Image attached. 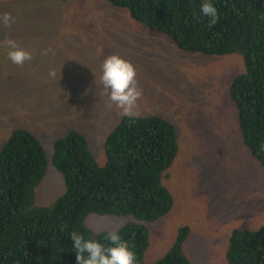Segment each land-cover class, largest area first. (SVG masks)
Wrapping results in <instances>:
<instances>
[{"label":"rangeland","instance_id":"374dc122","mask_svg":"<svg viewBox=\"0 0 264 264\" xmlns=\"http://www.w3.org/2000/svg\"><path fill=\"white\" fill-rule=\"evenodd\" d=\"M3 12L14 20L0 24V149L16 128L41 140L48 164L36 205L52 206L65 192L52 162L57 138L83 132L98 163H106L104 141L122 115L104 91L100 68L105 57L119 54L137 68L138 113L169 120L179 137L178 154L162 177L173 206L144 222L150 236L144 261L165 256L187 226L183 251L191 264H229L233 229L264 224V166L243 142L229 95L244 59L185 51L109 0H0ZM7 39L32 59L13 64ZM130 221L141 220L97 212L85 219L93 233L117 232Z\"/></svg>","mask_w":264,"mask_h":264},{"label":"trees","instance_id":"16d2710c","mask_svg":"<svg viewBox=\"0 0 264 264\" xmlns=\"http://www.w3.org/2000/svg\"><path fill=\"white\" fill-rule=\"evenodd\" d=\"M179 48L208 55L238 54L245 69L235 75L229 95L237 109L244 144L264 166V0H212L217 23L199 12L202 0H109ZM106 163L100 165L86 135L76 129L57 138L52 162L64 177L65 192L52 206L36 205V187L47 171L41 140L30 130L14 129L0 149V264H76L69 234L107 244L108 232L86 225L92 213L132 214L117 232L129 243L137 264H191L183 251L184 226L169 251L147 263L148 226L173 206L164 171L179 151L174 124L157 114H138L120 122L105 138ZM229 264H264V224L233 229L226 253Z\"/></svg>","mask_w":264,"mask_h":264},{"label":"clouds","instance_id":"9594fccd","mask_svg":"<svg viewBox=\"0 0 264 264\" xmlns=\"http://www.w3.org/2000/svg\"><path fill=\"white\" fill-rule=\"evenodd\" d=\"M199 12L209 18V27L217 23L219 13L212 0H202ZM13 20L11 13H0V24L9 26ZM4 44L7 58L13 64L23 65L32 59V53L18 45L16 40L7 39ZM100 72L104 91L109 101L120 110V115L128 118L137 116V102L142 96V89L137 80L136 66L119 54H111L104 58ZM69 238L76 254V264H137L134 251L119 232L106 233L104 240L107 244L97 239H86L76 231L71 232Z\"/></svg>","mask_w":264,"mask_h":264}]
</instances>
